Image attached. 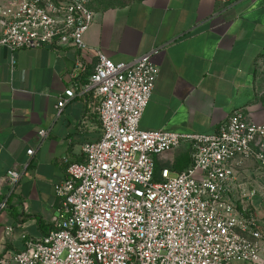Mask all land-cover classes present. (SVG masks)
<instances>
[{"label":"built area","instance_id":"1","mask_svg":"<svg viewBox=\"0 0 264 264\" xmlns=\"http://www.w3.org/2000/svg\"><path fill=\"white\" fill-rule=\"evenodd\" d=\"M91 1L0 0V47L70 45L82 54L74 75L86 71ZM230 1L218 0L224 6ZM160 49L114 61L93 48L97 62L78 93L96 97L101 137L83 144V159L69 162L56 185L62 205L54 227L0 255V264H264L256 212L232 197L237 165L253 160L264 174V123L237 109L214 132L142 128ZM15 62L12 57V68ZM76 95L73 87L60 95L58 115ZM49 131L38 130L40 143ZM183 145L189 166L178 172L162 167L156 177L157 156ZM6 176L15 186L22 172L11 168ZM6 207L1 200L0 211Z\"/></svg>","mask_w":264,"mask_h":264},{"label":"crops","instance_id":"2","mask_svg":"<svg viewBox=\"0 0 264 264\" xmlns=\"http://www.w3.org/2000/svg\"><path fill=\"white\" fill-rule=\"evenodd\" d=\"M89 6L94 21L85 41L92 49L85 53L88 69L78 75L74 67L82 54L73 46L0 47V201H7L0 211V255L54 227L62 205L56 185L69 162L83 159V144L101 137L96 97L78 93L97 62L93 48L129 61L161 47L142 128L214 132L237 109L264 123V0H231L228 6L218 0H92ZM69 87L77 95L58 115L57 101ZM40 128L50 129L41 143ZM156 162L181 171L191 163L189 148L158 155ZM11 168L22 172L15 186L6 176ZM236 172L232 197L256 212L264 258V174L253 160ZM252 190L244 200L242 193ZM7 226L13 227L9 234Z\"/></svg>","mask_w":264,"mask_h":264},{"label":"trees","instance_id":"3","mask_svg":"<svg viewBox=\"0 0 264 264\" xmlns=\"http://www.w3.org/2000/svg\"><path fill=\"white\" fill-rule=\"evenodd\" d=\"M160 169H161V167L158 166L157 163H156V177H158V173H159Z\"/></svg>","mask_w":264,"mask_h":264}]
</instances>
